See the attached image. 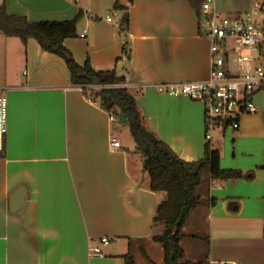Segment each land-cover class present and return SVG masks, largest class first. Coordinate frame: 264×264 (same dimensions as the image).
Returning a JSON list of instances; mask_svg holds the SVG:
<instances>
[{"label":"crops","instance_id":"crops-1","mask_svg":"<svg viewBox=\"0 0 264 264\" xmlns=\"http://www.w3.org/2000/svg\"><path fill=\"white\" fill-rule=\"evenodd\" d=\"M255 1L264 8V0H215L214 6L232 14L250 10ZM115 4L127 8L125 35L103 19L115 12L119 21L124 10ZM0 6L30 21H65L80 12L77 35L64 40L65 47L79 65L88 60L96 71L123 77L144 126L176 156L198 160L208 142L219 152L221 169L253 171L250 180H224L205 170L196 188L199 204L179 244L190 262L183 243L190 240L191 247L201 238L205 264H264V90L254 95L257 111L242 115L237 131L216 128L206 141L203 104L153 87L207 78L209 43L189 0H0ZM0 91L6 102L0 264H125L126 254L140 264L135 252L142 251L152 261L150 250L160 252L152 219L164 193L149 189L135 144L127 148L118 138L120 116L72 85L61 58L32 38L23 44L1 31ZM112 139L120 147H111ZM19 188L24 202L11 210L10 196ZM195 211L202 236L186 232ZM102 237L109 239L100 245L102 255H89L88 247Z\"/></svg>","mask_w":264,"mask_h":264},{"label":"trees","instance_id":"trees-1","mask_svg":"<svg viewBox=\"0 0 264 264\" xmlns=\"http://www.w3.org/2000/svg\"><path fill=\"white\" fill-rule=\"evenodd\" d=\"M189 1L198 13L203 0ZM114 9L124 10L119 17L118 27L125 35L127 8L115 4ZM80 19L79 12L74 18L65 21H30L24 16L8 14L4 6H0V31L5 36L19 38L23 44L29 38L34 39L42 50L63 60L72 85L81 87L86 97L97 100L107 112L117 113L126 121L135 149L141 156L142 169L148 174L149 189L164 193L155 207L152 219L154 226H163L161 233L152 236V240L163 251L161 264H199L181 261L184 253L179 242L183 236L181 230L191 210L197 207L200 200L196 188L200 185L201 174L207 170L214 179L250 180L254 172L221 169L219 152L211 148L208 142L198 160L187 162L180 159L152 130L144 126L136 101L126 87L92 89L91 86L96 85L121 84L124 78L117 76L113 70L96 71L88 60L83 65L74 60L72 53L65 47L64 40L76 37V25ZM124 261L125 264H136L129 254L124 255Z\"/></svg>","mask_w":264,"mask_h":264},{"label":"built area","instance_id":"built-area-1","mask_svg":"<svg viewBox=\"0 0 264 264\" xmlns=\"http://www.w3.org/2000/svg\"><path fill=\"white\" fill-rule=\"evenodd\" d=\"M215 0H203L197 13L201 35L209 43L208 75L203 81L156 83L157 92L182 96L203 104L206 141L216 128L239 129L240 118L255 113L254 95L264 90V8L255 1L250 10L225 15L214 6ZM104 20L118 24L116 14L104 15ZM85 30L79 36L84 37ZM126 87L124 84H103L92 89ZM115 120L113 115L109 116ZM6 132V102L0 91V150ZM110 146L120 147L112 139ZM109 239L100 238L99 245L89 246L88 254L101 256L100 245ZM234 264V263H229Z\"/></svg>","mask_w":264,"mask_h":264},{"label":"rangeland","instance_id":"rangeland-1","mask_svg":"<svg viewBox=\"0 0 264 264\" xmlns=\"http://www.w3.org/2000/svg\"><path fill=\"white\" fill-rule=\"evenodd\" d=\"M225 15H229V14L225 13ZM118 125L123 127V132H122L121 135H118V138L120 140H122L125 145L127 144L126 145L127 148H129L130 146L132 148L134 146V142H133V140H132V138L130 136V133H129V130H128V127H127V123L122 117H120V122L115 124V126H118ZM212 133H215V131H212ZM128 143H129L130 146L128 145ZM133 159H135V158L133 157ZM192 219L194 221L193 222V226H192L193 228H191V226L189 225V227H187V229H186V232L190 231V233L196 234L198 236H202L203 235V231H204V227H203V224L201 222V216L199 215V212L195 211L194 214H193ZM156 225H157V227H159L158 228L159 233H161V231L163 229V226L161 224H156ZM159 233H157V234H159ZM188 239H189V237H188ZM197 240H198V242H196V244L192 245L191 247L189 245V243H192L190 240L187 241L188 244H187V242H184L183 245H185L184 246L185 250L186 251L188 250L187 257L192 262L199 263V264H205L206 245H205L204 240H202L201 238L197 239ZM154 245H156L158 247V249H160L159 250L160 252H158V251H156L154 249H153V251L150 250V258L152 259V261L150 259H148V257L143 253V251H142V253L135 252V258L138 260V262H140V264H151V262L155 263V264H161L162 263V258H163L162 248H161V246L158 243L157 244L154 243ZM187 245L189 247L188 249L186 247ZM181 261H188V260L184 259V254H183V258H182Z\"/></svg>","mask_w":264,"mask_h":264},{"label":"water","instance_id":"water-1","mask_svg":"<svg viewBox=\"0 0 264 264\" xmlns=\"http://www.w3.org/2000/svg\"><path fill=\"white\" fill-rule=\"evenodd\" d=\"M24 202V190L23 188L17 189L11 196H10V209L17 210Z\"/></svg>","mask_w":264,"mask_h":264}]
</instances>
